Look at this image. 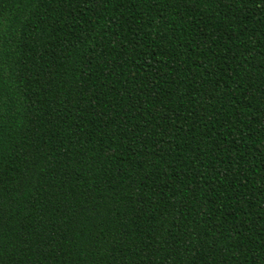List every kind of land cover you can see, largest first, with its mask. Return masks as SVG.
<instances>
[{"label": "trees", "instance_id": "1", "mask_svg": "<svg viewBox=\"0 0 264 264\" xmlns=\"http://www.w3.org/2000/svg\"><path fill=\"white\" fill-rule=\"evenodd\" d=\"M0 264H264V0H0Z\"/></svg>", "mask_w": 264, "mask_h": 264}]
</instances>
